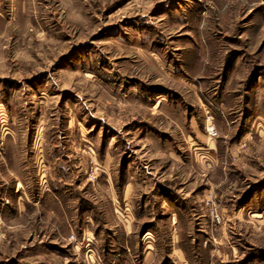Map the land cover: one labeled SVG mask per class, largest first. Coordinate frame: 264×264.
Here are the masks:
<instances>
[{
	"label": "rangeland",
	"instance_id": "1",
	"mask_svg": "<svg viewBox=\"0 0 264 264\" xmlns=\"http://www.w3.org/2000/svg\"><path fill=\"white\" fill-rule=\"evenodd\" d=\"M0 264H264V0H0Z\"/></svg>",
	"mask_w": 264,
	"mask_h": 264
},
{
	"label": "built area",
	"instance_id": "2",
	"mask_svg": "<svg viewBox=\"0 0 264 264\" xmlns=\"http://www.w3.org/2000/svg\"><path fill=\"white\" fill-rule=\"evenodd\" d=\"M209 131L212 132V129H210Z\"/></svg>",
	"mask_w": 264,
	"mask_h": 264
}]
</instances>
